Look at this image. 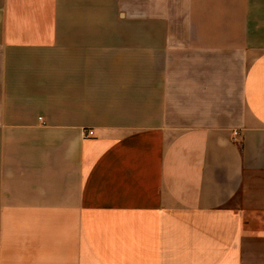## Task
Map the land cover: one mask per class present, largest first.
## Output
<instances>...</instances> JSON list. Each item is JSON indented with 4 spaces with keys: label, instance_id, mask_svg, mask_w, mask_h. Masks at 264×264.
Returning <instances> with one entry per match:
<instances>
[{
    "label": "crops",
    "instance_id": "crops-1",
    "mask_svg": "<svg viewBox=\"0 0 264 264\" xmlns=\"http://www.w3.org/2000/svg\"><path fill=\"white\" fill-rule=\"evenodd\" d=\"M0 264H264V0H0Z\"/></svg>",
    "mask_w": 264,
    "mask_h": 264
},
{
    "label": "built area",
    "instance_id": "built-area-1",
    "mask_svg": "<svg viewBox=\"0 0 264 264\" xmlns=\"http://www.w3.org/2000/svg\"><path fill=\"white\" fill-rule=\"evenodd\" d=\"M93 135V131L92 130H88L85 134L84 137H90Z\"/></svg>",
    "mask_w": 264,
    "mask_h": 264
}]
</instances>
